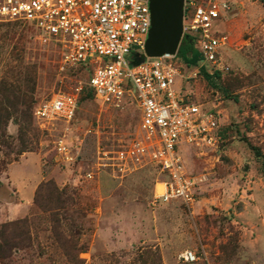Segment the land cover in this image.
Listing matches in <instances>:
<instances>
[{"label":"rangeland","instance_id":"1","mask_svg":"<svg viewBox=\"0 0 264 264\" xmlns=\"http://www.w3.org/2000/svg\"><path fill=\"white\" fill-rule=\"evenodd\" d=\"M226 1L211 30L225 38L227 71L208 83L164 61L178 66L186 100L218 123L211 145L179 148L197 182L192 204L157 201L158 166L119 157L144 142L131 97L102 105L87 85L91 67L65 64L61 45L28 25H0V231L28 222V235L1 247L0 264H264V4ZM80 86L73 120L41 128L35 107ZM50 184L66 191L58 211H49Z\"/></svg>","mask_w":264,"mask_h":264},{"label":"built area","instance_id":"2","mask_svg":"<svg viewBox=\"0 0 264 264\" xmlns=\"http://www.w3.org/2000/svg\"><path fill=\"white\" fill-rule=\"evenodd\" d=\"M229 9L226 0H183L181 43L191 42L201 65L222 73L228 70L221 60L226 42L211 28ZM9 23L28 25L44 40L59 43L65 64L91 67L87 85L97 102L117 107L131 97L144 142L128 153L120 151L119 157L139 155L158 166L162 178L156 184L157 201H195L197 182L183 172L179 148L211 145L218 123L213 113L186 100L176 87L180 70L164 61H178L177 53L145 57L150 0H0V25ZM135 55L143 59L138 66L131 65ZM81 89L55 93L39 103L33 117L40 127L71 122ZM58 152L71 159L65 146L59 144ZM182 257L190 263L196 260L191 252Z\"/></svg>","mask_w":264,"mask_h":264},{"label":"water","instance_id":"3","mask_svg":"<svg viewBox=\"0 0 264 264\" xmlns=\"http://www.w3.org/2000/svg\"><path fill=\"white\" fill-rule=\"evenodd\" d=\"M151 28L144 44L147 58H157L165 54H175L181 44L183 0H150ZM143 62L135 55L132 66Z\"/></svg>","mask_w":264,"mask_h":264},{"label":"trees","instance_id":"4","mask_svg":"<svg viewBox=\"0 0 264 264\" xmlns=\"http://www.w3.org/2000/svg\"><path fill=\"white\" fill-rule=\"evenodd\" d=\"M262 2L264 4V0H262ZM177 59L179 62H181L184 65L185 68H194L195 72L202 75L204 80H206V82L208 83H211L213 78H219L222 73L212 68L201 65V57L199 53L194 49L193 44L189 41H183L180 44V47L177 52ZM82 68H86V67H82ZM90 91L92 92L91 89ZM1 97L2 99L0 100V112H6L7 110L6 102L3 96ZM27 111L28 108L25 110V113ZM255 156L261 157L262 155L260 154L259 151L256 150ZM262 167L264 170V162L262 163ZM43 187H47V185H44ZM49 187H50L49 190L51 192L52 199L55 198V203H56V206H54V208H51V210L49 209V211L52 210L58 211L62 208V205L65 203V200H63L62 197L63 195H66V191L58 190L56 187L52 186L51 184L49 185ZM27 223H28L27 220H21L3 225L0 231V249L3 245H8V246L16 245L18 239H20L24 235L25 236L28 235Z\"/></svg>","mask_w":264,"mask_h":264}]
</instances>
